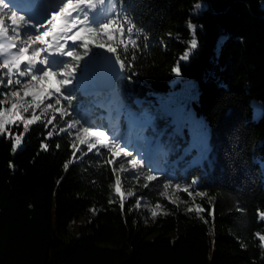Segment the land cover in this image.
<instances>
[{
  "label": "trees",
  "instance_id": "obj_1",
  "mask_svg": "<svg viewBox=\"0 0 264 264\" xmlns=\"http://www.w3.org/2000/svg\"><path fill=\"white\" fill-rule=\"evenodd\" d=\"M110 7L109 19L90 18L89 24L99 29L112 19L124 22L125 38L113 52L122 64L112 86L115 97L105 104L109 90L71 87L63 91L72 109L86 108L91 127L127 111L141 126L153 123L144 133L156 134L171 159L165 172L182 183L197 178L194 186L211 203L203 218L170 206L167 215L136 229L131 197L122 211L111 193L108 151L77 153L65 172L70 140L54 135L49 151H41L46 129L37 123L16 153L0 137V264H264V247L255 236L264 234L258 215L264 211V0H111ZM192 25L198 47L180 61ZM177 62L180 76L171 71ZM166 95L173 105L184 102L176 118L154 107V99ZM253 103L260 108L256 117ZM149 108L153 113L146 115ZM198 121L206 131L202 162L194 161L190 148L181 150L198 136ZM157 177L129 186L149 201H163L166 177ZM89 207L93 213L79 233L62 238L69 222ZM173 228L179 231L169 235Z\"/></svg>",
  "mask_w": 264,
  "mask_h": 264
},
{
  "label": "snow or ice",
  "instance_id": "obj_2",
  "mask_svg": "<svg viewBox=\"0 0 264 264\" xmlns=\"http://www.w3.org/2000/svg\"><path fill=\"white\" fill-rule=\"evenodd\" d=\"M29 3H41V0H28ZM96 0H65V3L59 8L58 11H52L51 16L46 19V23L41 24L40 34L34 39H29L20 48L19 54L13 59L11 63L5 64L6 68L13 69L16 71L21 70L22 64H31L33 67L30 69V79L27 81H22L17 79L16 88L14 90L3 92V98L0 99V137L6 138L11 143L10 151L16 153L22 146L24 142V137L30 131V127L42 123L46 129L43 139L40 141V150L49 151L50 141L54 135H59L62 133H68L71 137L69 148L71 150V159H68L63 164V169L65 172L69 169L77 160V153L83 152L84 155L87 153L96 152L100 153L101 148L107 149L109 153V158L105 161L107 165H113L111 171L114 175L115 183L114 190L116 196L119 197V205L123 211L125 205V193L121 189L122 178L120 173L132 170L134 172H142L144 169L143 158L137 159L133 156V153L128 150L127 146H121L118 138H112L110 140L106 131L100 128L84 127L82 126L81 120L74 118V113L72 112L71 103H66L68 99L64 96L62 91L63 85L70 84L72 81L68 79L72 72L76 69L69 65L66 69L62 70L59 74L52 68L47 67V58L44 56L42 59L41 54L47 52H60L66 47L62 43V33L64 31H69L75 33L69 37H63V39L79 40L83 42L84 52L77 54L75 52H69V56H74L76 60H81L83 55H86L90 50L91 46H100L108 49L110 52H118L120 48L118 42L123 41L125 38V27L124 22L120 19H112L107 23L102 24L99 29L91 26H84L86 21L80 17H75L77 10L81 5H93ZM28 20L27 17L17 16L13 14L11 17V23L13 25L19 26L22 22ZM7 21L4 24H0V31H4L9 34L11 29L7 28ZM190 30L193 35L190 38L187 50L179 57L180 61H187L190 58V54L198 47V39L194 35L195 26H190ZM19 39V36L16 37ZM13 48L16 47L15 44L12 45ZM44 65L39 72L35 71L36 65ZM132 68H135V61H132ZM172 73L176 76H180L181 67L180 63L177 62L171 69ZM56 78L55 88H44L39 86V81L47 80L48 77ZM61 76L65 79L61 80ZM0 86H6L10 89L12 87L11 79L8 80L7 85H4L0 81ZM30 97V99H28ZM54 100V102H50ZM46 101H49L46 103ZM39 110V114H37ZM30 113V114H29ZM47 116V119H43ZM110 116V113H109ZM59 119L63 122L65 126H57L51 130H47L50 125H54V122ZM121 116H117L115 123L112 124V128L116 133L121 131ZM123 126L129 130L128 137L126 139H131L132 125L125 121ZM151 126L150 121L146 123L141 128V134L139 136V142L143 143L145 137L143 136V129ZM21 129L19 131H13V129ZM81 146H86L87 151ZM57 149L61 147L59 143L55 145ZM191 151H196L199 154L200 159L207 158V143L205 142L201 147H193ZM191 152H186L185 154H190ZM117 158H127V165L129 168L125 167L124 163H120L119 167H115ZM196 160V158H194ZM139 179L138 176L134 177ZM157 175L152 174L151 170L144 176V179L148 182L157 180ZM60 181H58L59 183ZM198 183L197 178H193L191 182L181 188L180 183H174L173 180L169 179L163 183V189L165 191L160 192L161 197H167V199L173 204H177V199H173L171 196L167 195V190L174 188L176 191H182L186 193L189 197H205L206 192L196 191L193 194L190 188ZM147 187V184L145 185ZM129 197L133 196L134 193H127ZM136 209L141 207V199H136L135 201ZM163 205L157 202L154 206L150 208V214L153 219L161 214L167 215L163 212ZM188 212H195L198 216L205 211L200 204H196L194 207H189ZM259 219L264 222V211L259 212ZM207 223V221H205ZM256 238L259 240L261 247H264V234L260 232L255 233Z\"/></svg>",
  "mask_w": 264,
  "mask_h": 264
},
{
  "label": "rangeland",
  "instance_id": "obj_3",
  "mask_svg": "<svg viewBox=\"0 0 264 264\" xmlns=\"http://www.w3.org/2000/svg\"><path fill=\"white\" fill-rule=\"evenodd\" d=\"M48 2H51L49 4L50 5L53 4L54 7H56V11H58L59 8L65 3V0H49ZM12 3H13L12 0H0V21L2 22L6 20L7 21L5 25L6 27L9 26V20L11 21V17L13 14H16L17 16L24 15V12L20 10L21 8L17 9L13 7L14 5ZM47 4H48L47 1L43 2L42 3L43 6H40L38 9L44 12L43 10L47 9L46 8ZM110 6H111V0H96V3H94L93 5H87V4L81 5L79 8V11L76 12V14H74L76 16L73 18L74 20L76 19V17H80L84 19L86 21L84 26L87 27V26H90L89 24L90 18L97 20V23L99 22V20L104 21V20L109 19L110 14L112 12V9ZM25 10L27 11L28 9H24V11ZM43 16L47 18L48 14H45ZM28 20L36 24V27L34 26L35 27L34 33L38 35L40 31H42V29H40L39 27L41 25V21L40 20L34 21L32 18H29ZM190 32L192 36L193 33L192 31ZM21 34H22V30H19V28H17L16 30H10L9 34H7L4 31H0V81H2L4 85H7L8 80L11 79L12 87H13V89H10L6 86H0V94L6 91L14 90L17 86L16 85L17 79L22 80V81H27L28 79H30L29 73H30V69H32L33 67L30 63L26 64L25 62V64H22L20 71H16V70L5 67V64L11 63L13 61V59L15 58V55L19 54L20 48L24 45L25 42L28 41L27 40L22 43L18 42V39H16V37L17 36L20 37ZM29 34L32 35L33 32ZM74 34L75 33L70 32L66 37L72 36ZM190 38H189V41H190ZM66 40H67L68 45L65 51L63 52L64 59L62 61L54 63L51 60L52 58L51 52H47V55L45 53H42L40 58L42 59L45 56L47 58V67L54 69L58 74L62 70L66 69L69 65L73 66L76 69V71L72 72L71 76L68 77V79H70L72 82L70 84L63 85V88H64L63 90H67L68 88H71V87H75L77 89L88 90V91L93 90L94 84L92 81V78H93L92 68L94 64L96 63V61L101 56V54H103L106 50L102 49L100 46H91L88 53L86 55H83L81 60H76L74 56H69L68 53L69 52H75L77 54L83 53L84 52L83 42L79 40H71V39H66ZM13 44L16 45L15 48L12 47ZM42 68H44L43 64L36 65L35 71L39 72ZM60 78L61 80L65 79L64 76H61ZM38 83H39V86L41 87L54 89L56 86V78L50 76L48 77L47 80H41ZM63 95L67 96L65 93ZM190 95L191 93L188 94V97ZM107 96L108 98L106 100H102L105 104H107L109 100L114 99L115 97L114 91L109 90V93ZM2 98L3 96L0 95V99ZM28 99H30V97H28ZM170 100H171V97L167 95L163 98L157 97L154 99V105H155L154 107L155 109H157L160 115H163L162 111H164V112H168L171 116L176 118L179 111L183 109L182 103L184 102L180 103L179 105H173L172 104L173 102H171ZM47 102L49 101H46V103ZM50 102H54V100ZM66 103H71V101H68V99H66L65 106H67ZM151 108H149L151 111L144 110L146 115L151 114V112L153 113L154 108H152L153 110ZM158 108H160L162 111ZM252 108H253L252 116L256 117L260 112V108L256 103H253ZM72 112L74 113V118L81 120L82 126L91 127L89 126V123H90L89 118L85 116L89 112L86 108L81 107L79 112H76L75 109H72ZM124 113L126 114V112ZM127 113L133 114L134 112L127 111ZM37 114H39V110H37ZM119 116L122 117L121 119L122 127H121L120 133H116L112 128V124L115 123V119L117 116H113L112 118H108V119H103L102 122L97 120L93 128H100L101 130L106 131L110 140L112 138H118L121 146H127L128 150L133 153V156L135 158L137 159L143 158L144 160V169L142 172H134L132 170H129L127 172L120 173L121 178H122L121 189L125 193V196H124L125 201L129 199V196L127 195V193L129 192L134 193L129 186L130 183L132 182L135 183V182H138L139 180L140 181L144 180V176L148 174L150 170L152 174L154 175H157L159 173H164L166 177V181L171 179L173 180L174 183L178 182L181 184V188L187 186L189 183H182L178 180H175L170 174L165 172L164 170L165 164L169 163L171 159H169L167 157V154H165L163 147L161 146L160 142L155 137L156 134L152 132L144 133V129H143V136L145 137V141L141 143L139 142V136L141 134V128L143 126L138 125V123L134 120H131V118L128 120V118L127 117L125 118L124 115H119ZM191 118L194 119V116H191ZM43 119L46 120L47 116L44 117ZM125 121H128L132 125L131 139H126L128 137L129 130L123 126V123ZM167 122H171V118ZM173 125L178 127V124L175 122L173 123ZM57 126H65V125L63 124L62 121L57 119L54 122L53 127H57ZM151 126L154 127V124L152 123ZM195 131L197 132L198 136L195 138L194 141L190 140L187 142H183L181 145V150H183L184 147H188L190 149H192L193 147L199 148L206 142L205 139H204V142L201 141V138L205 137L206 131L204 132L202 131L200 121L197 122ZM64 134L69 140H71V137L69 136L68 133H64ZM81 147L83 149H86V146H81ZM179 148H180V143L174 141L173 150H177L178 152ZM149 149H151L150 154H149ZM191 152L195 153L196 160L198 162L203 161V159L199 158L198 152L196 151H191ZM120 163H124L125 167L130 169V166L127 165V158H117L114 166L118 168ZM136 176H138L139 179H135L134 177ZM114 183H115V179H113L110 185L111 193L113 194V196L116 195L115 190H114ZM190 191H192L193 194H195L196 191H202V190L193 185L190 188ZM167 195L171 196L173 199H177V204L173 205L167 199V197H161L163 198L162 199L163 201H149L145 197L135 194V193L133 196H131L129 202L136 211V215L134 216V220H133V225L135 226L136 229L144 230L148 227V225L153 223L154 219L151 217L150 208L154 206L157 202L161 203L164 206L162 210L163 212H166V213L169 212L168 210L170 209L168 208H170L171 206L173 208H176L177 210H179L181 213L185 214L186 216H191L195 219L203 218L204 212H202L198 216L195 212H188L187 209L189 207H194L196 204H200L203 209H206L205 204L211 203V199L208 194L205 197H194L193 198V197H189L186 193L182 191L178 192L174 188H170L167 190ZM138 198L141 199V207L139 209H136L135 201ZM92 213H93V210L89 207L83 216L77 219L71 220L69 224L66 226V228L64 229V231L61 232L60 236L64 239H68V238L76 236L79 233L80 224L83 223V221L88 215H92ZM162 215L164 214H161L159 216H162ZM178 231H179L178 228H173L167 233L169 235H175ZM154 233L155 232H148L146 236H151Z\"/></svg>",
  "mask_w": 264,
  "mask_h": 264
},
{
  "label": "bare ground",
  "instance_id": "obj_4",
  "mask_svg": "<svg viewBox=\"0 0 264 264\" xmlns=\"http://www.w3.org/2000/svg\"><path fill=\"white\" fill-rule=\"evenodd\" d=\"M45 1H47V9L46 10H43L44 12H42V11H40L38 8H32V7H29L26 3H23L21 0H12V4L14 5L13 7H15V8H21L20 10L21 11H23L24 12V17H27L28 19L29 18H32L34 21L35 20H40L41 21V24H44V23H46V19L48 18V17H50L51 16V12L53 11V10H50V11H48V7L50 6V4L49 3H51V2H48L49 0H43V2H45ZM42 2V3H43ZM49 5V6H48ZM43 6V5H42ZM24 9H28L27 11L25 10L24 11ZM79 11V9L77 10V12ZM38 12V13H37ZM45 14H48V16H47V18H45L43 15H45ZM72 19L74 20V18L72 17ZM0 23H2V24H4L5 23V20L4 21H0ZM34 23V22H33ZM32 22L31 23H28L27 21H24V22H22L21 23V25H19L18 27L16 26V25H13L12 23H11V21L9 20V26L7 27V28H10L11 30H16L17 28H19V30H22V34H21V36L19 37V39H18V42H24V41H27V40H29V39H34L36 36H37V34L36 33H34V28L36 27V24L34 23L33 24ZM35 26V27H34ZM42 31H43V29H42ZM31 32H33V34L32 35H30L29 33H31ZM70 32L69 31H64L63 33H62V43L64 44V45H66V47H64L63 48V51L62 52H64L65 51V49L67 48V40L66 39H63V37H66L68 34H69ZM40 34V33H39ZM38 34V35H39ZM61 52V51H60ZM18 53V52H17ZM56 52H51V56H52V58H51V60H54V54H55ZM45 54L47 55V51L45 52ZM18 54H16L15 55V57L17 56ZM105 90H108V89H105ZM104 90V91H105Z\"/></svg>",
  "mask_w": 264,
  "mask_h": 264
},
{
  "label": "water",
  "instance_id": "obj_5",
  "mask_svg": "<svg viewBox=\"0 0 264 264\" xmlns=\"http://www.w3.org/2000/svg\"><path fill=\"white\" fill-rule=\"evenodd\" d=\"M121 60L113 52H104L96 62L94 84L100 90L108 89L121 71Z\"/></svg>",
  "mask_w": 264,
  "mask_h": 264
}]
</instances>
